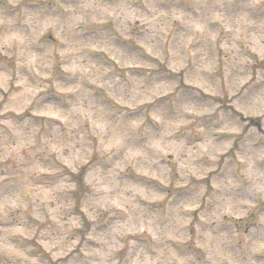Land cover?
I'll list each match as a JSON object with an SVG mask.
<instances>
[{
  "label": "clouds",
  "instance_id": "1",
  "mask_svg": "<svg viewBox=\"0 0 264 264\" xmlns=\"http://www.w3.org/2000/svg\"><path fill=\"white\" fill-rule=\"evenodd\" d=\"M0 264H264V0H0Z\"/></svg>",
  "mask_w": 264,
  "mask_h": 264
}]
</instances>
